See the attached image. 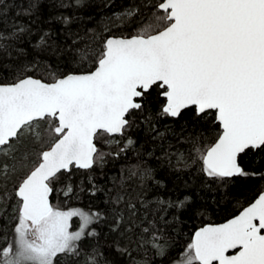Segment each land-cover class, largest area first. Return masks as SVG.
Returning <instances> with one entry per match:
<instances>
[{"label": "snow or ice", "instance_id": "6c2138e0", "mask_svg": "<svg viewBox=\"0 0 264 264\" xmlns=\"http://www.w3.org/2000/svg\"><path fill=\"white\" fill-rule=\"evenodd\" d=\"M0 264H264V0H0Z\"/></svg>", "mask_w": 264, "mask_h": 264}, {"label": "trees", "instance_id": "16d2710c", "mask_svg": "<svg viewBox=\"0 0 264 264\" xmlns=\"http://www.w3.org/2000/svg\"><path fill=\"white\" fill-rule=\"evenodd\" d=\"M253 183L254 181L249 180L237 181L235 187L232 189V194L236 195L240 202H243V199L247 195H250ZM236 207L237 204L235 201L232 203L222 201L218 209L216 205H213V211L210 212L209 217L205 218V222H221L223 219L227 218V216L231 214ZM198 225L199 222H197V226Z\"/></svg>", "mask_w": 264, "mask_h": 264}, {"label": "water", "instance_id": "95a60500", "mask_svg": "<svg viewBox=\"0 0 264 264\" xmlns=\"http://www.w3.org/2000/svg\"><path fill=\"white\" fill-rule=\"evenodd\" d=\"M222 222V221H221Z\"/></svg>", "mask_w": 264, "mask_h": 264}]
</instances>
